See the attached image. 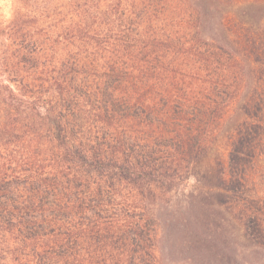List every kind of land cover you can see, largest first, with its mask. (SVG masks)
<instances>
[{
    "label": "trees",
    "instance_id": "trees-1",
    "mask_svg": "<svg viewBox=\"0 0 264 264\" xmlns=\"http://www.w3.org/2000/svg\"><path fill=\"white\" fill-rule=\"evenodd\" d=\"M16 1L0 264L264 247V0Z\"/></svg>",
    "mask_w": 264,
    "mask_h": 264
},
{
    "label": "rangeland",
    "instance_id": "rangeland-1",
    "mask_svg": "<svg viewBox=\"0 0 264 264\" xmlns=\"http://www.w3.org/2000/svg\"><path fill=\"white\" fill-rule=\"evenodd\" d=\"M17 9L16 0H0V62L5 56L15 53V46L10 41L11 33L15 32L16 25L11 24ZM14 29V31H13ZM222 151V150H221ZM226 155V154H224ZM237 258L225 261V264H264V247H243ZM207 261V258H206ZM213 261V260H212ZM215 262V261H213ZM183 261H177V264Z\"/></svg>",
    "mask_w": 264,
    "mask_h": 264
}]
</instances>
